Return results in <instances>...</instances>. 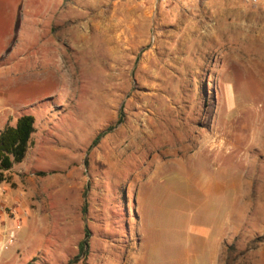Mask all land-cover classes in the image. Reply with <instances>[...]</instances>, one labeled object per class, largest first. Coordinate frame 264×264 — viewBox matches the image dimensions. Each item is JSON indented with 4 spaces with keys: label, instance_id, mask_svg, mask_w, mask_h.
I'll return each mask as SVG.
<instances>
[{
    "label": "rangeland",
    "instance_id": "rangeland-1",
    "mask_svg": "<svg viewBox=\"0 0 264 264\" xmlns=\"http://www.w3.org/2000/svg\"><path fill=\"white\" fill-rule=\"evenodd\" d=\"M55 1L0 0V106L36 118L0 264H264V39L163 52L147 0Z\"/></svg>",
    "mask_w": 264,
    "mask_h": 264
},
{
    "label": "crops",
    "instance_id": "crops-1",
    "mask_svg": "<svg viewBox=\"0 0 264 264\" xmlns=\"http://www.w3.org/2000/svg\"><path fill=\"white\" fill-rule=\"evenodd\" d=\"M55 2L51 0L52 4ZM146 15L157 32L158 48L163 52L181 54L185 48L201 46L203 39L208 44L210 40L234 38V31L240 33L237 37L251 32L256 38L264 39V0H147L145 9L132 20L147 22ZM97 18L100 20L99 13ZM2 96L8 98V94ZM12 107L8 102L0 106V131L16 123L17 119L12 121Z\"/></svg>",
    "mask_w": 264,
    "mask_h": 264
},
{
    "label": "trees",
    "instance_id": "trees-1",
    "mask_svg": "<svg viewBox=\"0 0 264 264\" xmlns=\"http://www.w3.org/2000/svg\"><path fill=\"white\" fill-rule=\"evenodd\" d=\"M35 132L36 118L29 113L22 114L14 125L8 124L0 131V183L8 180L7 172L14 165L24 161ZM88 244L87 241L83 242V251Z\"/></svg>",
    "mask_w": 264,
    "mask_h": 264
},
{
    "label": "built area",
    "instance_id": "built-area-1",
    "mask_svg": "<svg viewBox=\"0 0 264 264\" xmlns=\"http://www.w3.org/2000/svg\"><path fill=\"white\" fill-rule=\"evenodd\" d=\"M254 1L256 2L257 0H254ZM156 40H157V35L154 34V35L152 36V43L155 44Z\"/></svg>",
    "mask_w": 264,
    "mask_h": 264
}]
</instances>
